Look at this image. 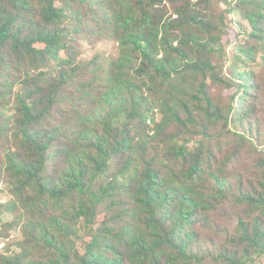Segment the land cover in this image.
Listing matches in <instances>:
<instances>
[{"label":"trees","instance_id":"16d2710c","mask_svg":"<svg viewBox=\"0 0 264 264\" xmlns=\"http://www.w3.org/2000/svg\"><path fill=\"white\" fill-rule=\"evenodd\" d=\"M263 259L264 0H0V264Z\"/></svg>","mask_w":264,"mask_h":264},{"label":"rangeland","instance_id":"374dc122","mask_svg":"<svg viewBox=\"0 0 264 264\" xmlns=\"http://www.w3.org/2000/svg\"><path fill=\"white\" fill-rule=\"evenodd\" d=\"M232 28L233 30L231 32V38L234 39L236 29H234V27ZM85 49H86L85 56H91L96 51L100 53L110 54V55L115 54L117 51L116 44L113 41H109V40L98 43L94 45L93 47H90L88 44H86ZM263 263H264V259H263Z\"/></svg>","mask_w":264,"mask_h":264}]
</instances>
